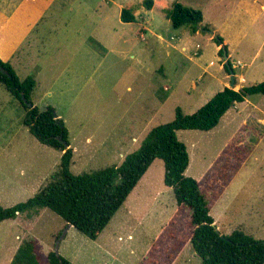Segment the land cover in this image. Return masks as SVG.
I'll return each mask as SVG.
<instances>
[{
  "label": "rangeland",
  "instance_id": "rangeland-1",
  "mask_svg": "<svg viewBox=\"0 0 264 264\" xmlns=\"http://www.w3.org/2000/svg\"><path fill=\"white\" fill-rule=\"evenodd\" d=\"M153 1L149 9L145 0H37V22L23 27L20 44L0 30V58L22 80L35 78L34 105L52 106L64 120L74 174L120 165L153 127L174 120L176 107L191 114L231 86L211 31L175 28L166 16L176 1L200 9L202 23L228 38L235 89L264 80V0ZM123 8L136 21L124 22ZM25 116L0 83L2 207L36 195L60 168L62 151L41 143ZM177 135L190 155L186 175L200 182L218 229L264 240V94L235 104L212 130ZM164 175L157 158L96 239L49 208L3 220L0 264H11L28 239L41 245L45 264L51 250L74 264H200L191 211L178 205Z\"/></svg>",
  "mask_w": 264,
  "mask_h": 264
},
{
  "label": "trees",
  "instance_id": "trees-1",
  "mask_svg": "<svg viewBox=\"0 0 264 264\" xmlns=\"http://www.w3.org/2000/svg\"><path fill=\"white\" fill-rule=\"evenodd\" d=\"M145 4L150 9L153 0H145ZM166 16L175 28L191 25L193 32L199 26L204 31H211L209 26L201 25L204 15L200 9L181 2H174ZM121 18L124 22L136 21L130 8L122 9ZM214 39L219 45L224 44L221 35L217 34ZM219 51L223 55L222 47ZM0 67L4 69L0 68V83L26 109L24 124L41 143L62 151L60 168L54 179L24 202L10 207L0 205V222L15 219L19 214L30 213L37 208H49L61 216L66 224L71 223L80 232L96 239L152 163L161 158L165 167V184L173 188L178 205L186 206L191 211L193 231L190 240L201 259L200 264H264L263 239H256L241 229L230 234L218 229L200 182L186 175L190 155L186 144L177 135V131L183 129L212 130L236 103L256 94H264V80L239 89L226 86L191 114L184 113L178 106L174 120L153 127L141 146L129 153L120 165L74 174L71 171L74 150L70 147L69 130L64 120L52 106L41 110L34 104L25 105L23 101V92L31 101L36 87L35 78L28 76L22 80L13 65L1 58ZM224 67L229 72L226 64ZM63 141L68 143V148H65ZM43 257L41 245L34 239H28L20 244L11 264H45ZM47 258L50 264H74L55 250H51Z\"/></svg>",
  "mask_w": 264,
  "mask_h": 264
},
{
  "label": "crops",
  "instance_id": "crops-1",
  "mask_svg": "<svg viewBox=\"0 0 264 264\" xmlns=\"http://www.w3.org/2000/svg\"><path fill=\"white\" fill-rule=\"evenodd\" d=\"M154 3L155 2L153 1V5ZM262 7L264 8V4ZM39 8L40 6L37 4V0H0V30H3L4 32L2 36L5 37V34H7L8 39H14L15 45L17 42L20 44L22 42L21 31L23 27L25 26L27 29H29L35 25L37 22L35 14L39 11ZM201 25H208L210 27L211 32L209 33H211V39H214L217 32H220L219 27H217L215 24H212V22L208 24L202 23ZM17 30L19 31L18 33ZM200 30H202L201 26L198 27V31H196V33H198ZM238 30L240 35L243 34L245 36L244 29ZM220 35L224 39V44L228 45V38L224 37L222 34ZM217 49L220 50V45L217 46ZM228 55H230V53ZM256 59L257 57H254L251 60L253 62ZM262 74L264 75V73ZM240 103H244V101Z\"/></svg>",
  "mask_w": 264,
  "mask_h": 264
},
{
  "label": "water",
  "instance_id": "water-1",
  "mask_svg": "<svg viewBox=\"0 0 264 264\" xmlns=\"http://www.w3.org/2000/svg\"><path fill=\"white\" fill-rule=\"evenodd\" d=\"M224 51H223V55H224V58H225V64L228 66L229 68V72H230V75H231V79H232V83H231V86L230 87H233L234 84H235V73H234V69L233 67L230 65V62H229V55H228V51L227 49L225 48V45L222 44L221 46ZM2 70H4L2 67H0ZM22 98H23V101L25 103V105L27 106H32L33 103L31 101L28 100V98L26 97V95L24 94V92L22 93ZM64 142V145H65V148H68V143L66 141H63ZM68 226H73L71 223H68ZM56 251V250H55ZM58 253V251H56Z\"/></svg>",
  "mask_w": 264,
  "mask_h": 264
}]
</instances>
